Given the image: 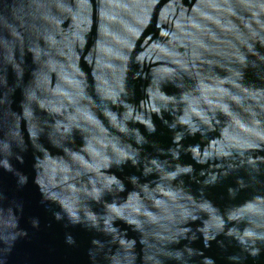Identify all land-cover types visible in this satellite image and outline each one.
<instances>
[{
	"label": "water",
	"instance_id": "1",
	"mask_svg": "<svg viewBox=\"0 0 264 264\" xmlns=\"http://www.w3.org/2000/svg\"><path fill=\"white\" fill-rule=\"evenodd\" d=\"M0 264H264V0H0Z\"/></svg>",
	"mask_w": 264,
	"mask_h": 264
}]
</instances>
